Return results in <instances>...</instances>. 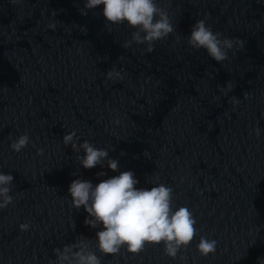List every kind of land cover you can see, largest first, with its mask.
Wrapping results in <instances>:
<instances>
[{
  "label": "water",
  "instance_id": "95a60500",
  "mask_svg": "<svg viewBox=\"0 0 264 264\" xmlns=\"http://www.w3.org/2000/svg\"><path fill=\"white\" fill-rule=\"evenodd\" d=\"M158 3L177 28L151 53L135 43L125 49L135 29L109 24L103 5L82 15L84 0H32L0 43V172L14 177V202L0 209V264H50L54 249L78 236L102 264H264V0ZM200 19L222 38L243 39L244 49L218 63L191 48ZM113 67L123 80L107 79ZM228 81L235 87L225 95ZM72 131L80 143L108 149L119 171L85 169L77 159L83 149L63 143ZM25 133L31 142L14 152L12 140ZM128 170L137 188L169 185L174 210L194 213L199 235L175 259L162 244L103 255L100 229L72 206L73 180L96 185ZM200 236L217 240L215 254L199 253Z\"/></svg>",
  "mask_w": 264,
  "mask_h": 264
},
{
  "label": "clouds",
  "instance_id": "9594fccd",
  "mask_svg": "<svg viewBox=\"0 0 264 264\" xmlns=\"http://www.w3.org/2000/svg\"><path fill=\"white\" fill-rule=\"evenodd\" d=\"M12 5H19L23 0H10ZM103 5V16L111 25H127L135 29L131 40L125 42L123 47L128 49L133 43L146 45L142 52L151 53L155 44L166 40L176 31V24L168 11L159 6L158 0H84L82 15H87L89 10H94ZM53 16L56 12L53 11ZM48 28L55 30L57 24L51 22ZM110 30V29H109ZM223 34L214 31L207 23V19L197 20L187 38L188 45L196 50L205 49L208 55L218 63L229 59V51L235 55L245 47L241 38H222ZM107 79L112 81L123 80L122 71L115 67L106 73ZM234 84L227 82L226 87L220 91L225 95L234 90ZM249 93H244L248 99ZM230 103L234 106L241 101L232 97ZM115 124L120 120L116 119ZM257 137L261 129L255 130ZM76 131L63 137L65 146L71 145L74 152L84 151L83 156H78L80 164L85 169H92L105 164L112 171H119V160L109 158V150L97 148L90 141L80 143ZM31 142L27 133L12 140L10 148L19 153ZM44 149L38 150V155H43ZM106 162V163H105ZM106 176L107 173H97ZM157 181L159 177L156 178ZM14 177L11 174L0 172V209L7 208L14 202L10 195ZM139 180L131 170L120 172L119 175L102 180L93 185L90 180L75 179L69 186L72 206L79 210L83 207L88 213L84 223L96 232L97 248L103 255L120 253L122 248L133 254H139L146 245H163L167 256L175 259L182 249L186 250L196 236L199 229L196 227L197 219L194 213L186 206L174 210V189L164 183H157L151 189L137 188ZM102 226V227H101ZM31 225L23 223L21 231H28ZM218 242L207 236H200L197 249L202 256L215 254ZM56 260L50 264H102L101 256L91 248V241L83 236H78L76 242L65 245L63 249H54ZM182 260L183 256L180 257Z\"/></svg>",
  "mask_w": 264,
  "mask_h": 264
}]
</instances>
